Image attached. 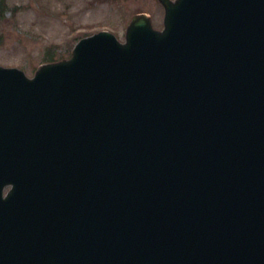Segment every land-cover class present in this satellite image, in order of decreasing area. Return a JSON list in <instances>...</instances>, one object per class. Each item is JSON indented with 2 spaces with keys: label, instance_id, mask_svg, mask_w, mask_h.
<instances>
[{
  "label": "water",
  "instance_id": "95a60500",
  "mask_svg": "<svg viewBox=\"0 0 264 264\" xmlns=\"http://www.w3.org/2000/svg\"><path fill=\"white\" fill-rule=\"evenodd\" d=\"M160 1L0 67V264H264V0Z\"/></svg>",
  "mask_w": 264,
  "mask_h": 264
},
{
  "label": "rangeland",
  "instance_id": "374dc122",
  "mask_svg": "<svg viewBox=\"0 0 264 264\" xmlns=\"http://www.w3.org/2000/svg\"><path fill=\"white\" fill-rule=\"evenodd\" d=\"M0 65L33 77L47 56L68 58L77 37L109 31L125 42L127 28L147 15L164 28L159 0H0ZM72 48H71V47ZM49 52V50H51ZM65 58V59H66Z\"/></svg>",
  "mask_w": 264,
  "mask_h": 264
},
{
  "label": "trees",
  "instance_id": "16d2710c",
  "mask_svg": "<svg viewBox=\"0 0 264 264\" xmlns=\"http://www.w3.org/2000/svg\"><path fill=\"white\" fill-rule=\"evenodd\" d=\"M2 15H3V7H2V4H1V2H0V21H1V17H2ZM86 34H90V33H86ZM85 36H87V35H81V36L77 37V41L80 40L81 38L85 37ZM70 47H71V46H70ZM71 48H72V47H71ZM50 51H52V49L49 50V52H50ZM65 58H66L65 56H55L54 54H52V55H50V57L47 56V59H46L45 62H47V63H51V62H56V61L63 60V59H65Z\"/></svg>",
  "mask_w": 264,
  "mask_h": 264
}]
</instances>
